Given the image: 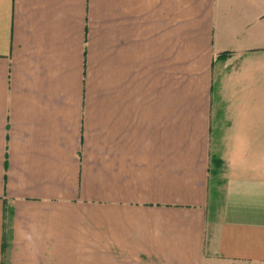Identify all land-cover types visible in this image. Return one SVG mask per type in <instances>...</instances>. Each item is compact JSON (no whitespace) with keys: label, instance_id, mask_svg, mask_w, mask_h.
Wrapping results in <instances>:
<instances>
[{"label":"crops","instance_id":"1","mask_svg":"<svg viewBox=\"0 0 264 264\" xmlns=\"http://www.w3.org/2000/svg\"><path fill=\"white\" fill-rule=\"evenodd\" d=\"M0 264H264V0H0Z\"/></svg>","mask_w":264,"mask_h":264},{"label":"rangeland","instance_id":"2","mask_svg":"<svg viewBox=\"0 0 264 264\" xmlns=\"http://www.w3.org/2000/svg\"><path fill=\"white\" fill-rule=\"evenodd\" d=\"M222 106H226L222 104ZM222 128L220 129V127ZM231 126V123H228L226 117L222 122H220V127L218 131L213 132L212 134V152L221 154L229 160V164L234 166L235 158L237 155V146L235 145V139L229 138L228 128Z\"/></svg>","mask_w":264,"mask_h":264}]
</instances>
